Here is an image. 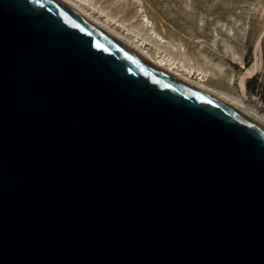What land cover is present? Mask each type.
<instances>
[{
  "label": "water",
  "instance_id": "95a60500",
  "mask_svg": "<svg viewBox=\"0 0 264 264\" xmlns=\"http://www.w3.org/2000/svg\"><path fill=\"white\" fill-rule=\"evenodd\" d=\"M0 264H264V127L60 0H0Z\"/></svg>",
  "mask_w": 264,
  "mask_h": 264
},
{
  "label": "rangeland",
  "instance_id": "374dc122",
  "mask_svg": "<svg viewBox=\"0 0 264 264\" xmlns=\"http://www.w3.org/2000/svg\"><path fill=\"white\" fill-rule=\"evenodd\" d=\"M129 1L126 10L110 7L107 0L94 3L124 28L138 30L141 35L153 28L162 40L151 35L144 42L149 52L159 47L175 57L183 53L195 65L214 73L210 85L245 99L254 112L264 116V0ZM135 6L140 8L139 14ZM144 14L149 23L142 18ZM214 64L222 66V72ZM245 67L253 69L251 75H245ZM242 76L244 89L240 87Z\"/></svg>",
  "mask_w": 264,
  "mask_h": 264
},
{
  "label": "bare ground",
  "instance_id": "6f19581e",
  "mask_svg": "<svg viewBox=\"0 0 264 264\" xmlns=\"http://www.w3.org/2000/svg\"><path fill=\"white\" fill-rule=\"evenodd\" d=\"M65 3L67 6L153 62L158 65L162 69L206 90L211 93L215 97L234 107L262 127H264V116L258 115L254 112L249 105L246 103L244 99H238L235 96H231L222 92L218 88L210 85L208 83L209 78L214 75L212 71L205 70L201 65L197 63L195 65L191 59L187 58L183 53H179V57H175L172 53H167L165 51H160L159 47H155L154 51H150L145 47L144 42L147 39L151 38V35L154 37H158L162 40V38L154 31L153 28L146 29L143 35L137 30H132L130 28H124L122 22L115 20L112 18L103 8L97 6L94 3V0H60ZM110 7L115 9L126 10L127 6L130 4L129 0H107ZM140 8L135 6V13L139 14ZM142 18H146L144 14ZM140 25L143 26V20H140ZM146 23H149V20L146 18ZM152 25V24H151ZM120 31V29H122ZM125 30V33H124ZM147 31L151 34L148 35ZM132 34V35H131ZM131 35V36H130ZM141 35V36H140ZM146 35V36H145ZM150 41V40H149ZM152 42V41H150ZM170 44V43H169ZM156 45L158 43L156 42ZM174 48L175 46L171 44ZM209 62V61H208ZM217 67L219 72H222V66L214 64ZM246 68V67H245ZM253 72L252 68H246L245 75H251ZM240 87L244 89V76L240 78Z\"/></svg>",
  "mask_w": 264,
  "mask_h": 264
}]
</instances>
